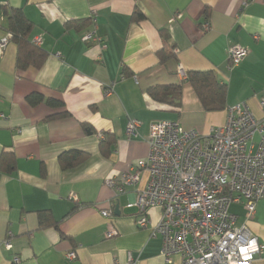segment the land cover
Segmentation results:
<instances>
[{
    "label": "crops",
    "instance_id": "0c3cea01",
    "mask_svg": "<svg viewBox=\"0 0 264 264\" xmlns=\"http://www.w3.org/2000/svg\"><path fill=\"white\" fill-rule=\"evenodd\" d=\"M5 5L22 8L34 24L30 40L39 39L35 44L48 52L41 68L17 67ZM135 9L143 12V20L133 19ZM92 12L96 24L68 26L90 19ZM161 30L169 33V43ZM90 31L101 42L84 40ZM5 38L0 49V161L6 154L5 167L12 160L15 164L7 171L0 168V264H11L15 256L21 264H183L178 254L168 261L162 236L152 235L161 209H149L150 223L141 227L139 208L128 206L148 175L120 194L106 180L147 158L151 121L178 120L208 135L213 126L227 122L230 107L242 102L256 118H264V0H0V41ZM172 43L176 57L161 63L158 51ZM234 45L246 47L248 54L230 69ZM180 64L185 73L216 70L228 85V108L205 111L180 74ZM181 82L180 108L148 93L152 86ZM32 93L65 106H32L27 100ZM64 111L69 115L49 119ZM134 119L140 126L130 132L128 123ZM104 134L116 137L109 156L100 149ZM70 150L90 157L64 170L59 155ZM230 210L264 245V198L251 219L243 204H232ZM41 211L47 214L45 225ZM112 230L116 233L108 236ZM70 250L76 251L75 260L65 258ZM254 264H264V253Z\"/></svg>",
    "mask_w": 264,
    "mask_h": 264
},
{
    "label": "built area",
    "instance_id": "2783aa9c",
    "mask_svg": "<svg viewBox=\"0 0 264 264\" xmlns=\"http://www.w3.org/2000/svg\"><path fill=\"white\" fill-rule=\"evenodd\" d=\"M91 20L96 24V12ZM83 39L101 42L95 31L87 32ZM6 43V38L1 40L0 49ZM247 54L246 47L232 46L229 68L238 66ZM178 70L187 78L181 64ZM139 126V120H130L128 130L134 132ZM147 142V158L121 176L107 179L106 184L120 194L138 185L144 173L148 175L128 206L139 208L141 227L150 223L149 209H161L152 235L162 236L166 259L178 254L183 264H254L263 255L264 245L246 224H238V216L230 208L245 205L247 219H251L264 198V118H256L242 102L230 107L227 122L213 126L208 135L185 128L178 120H154L149 123ZM115 233L112 230L108 236ZM65 258L75 260L76 251L66 252ZM129 260L135 262L131 253ZM21 262L15 256L11 264Z\"/></svg>",
    "mask_w": 264,
    "mask_h": 264
},
{
    "label": "trees",
    "instance_id": "16d2710c",
    "mask_svg": "<svg viewBox=\"0 0 264 264\" xmlns=\"http://www.w3.org/2000/svg\"><path fill=\"white\" fill-rule=\"evenodd\" d=\"M3 11L6 17V29L9 32L10 39L17 45V67L20 70H25L30 66L41 68L45 63L48 52L41 47L37 46L30 40V33L34 24L27 18L22 8H13L11 6H3ZM145 18V15L139 9H135L133 19L140 21ZM91 22L90 19L75 20L68 22V26H75L80 29L83 25ZM161 36L165 42L169 43L170 35L166 30L160 31ZM176 46L172 43L167 48H162L158 51L157 56L161 63L176 57ZM126 73V71L124 72ZM186 81L191 85L196 95L198 96L203 109L207 112H220L228 108L227 94L228 85L223 81L218 72L214 69L209 70H190L186 73ZM148 93L155 101L169 105L174 108H180L183 105L184 82L179 84L170 85H156L148 88ZM28 103L36 106L40 103H46L53 108L64 107V103L54 98H46L45 96L32 93L27 97ZM69 113L67 111L52 115L49 119L58 117H66ZM104 139L100 143L101 152L105 156L111 153L112 145L116 141L114 134H104ZM10 156V155H9ZM13 158L14 156L11 155ZM8 155L4 154L0 161L1 170L7 171L12 169L14 160L11 166L5 167ZM90 157V154L81 150L65 151L59 155V163L64 170L75 168L81 163L85 162ZM46 212L41 211L40 219L41 224H47L43 215Z\"/></svg>",
    "mask_w": 264,
    "mask_h": 264
},
{
    "label": "water",
    "instance_id": "95a60500",
    "mask_svg": "<svg viewBox=\"0 0 264 264\" xmlns=\"http://www.w3.org/2000/svg\"><path fill=\"white\" fill-rule=\"evenodd\" d=\"M117 209H118V207H117Z\"/></svg>",
    "mask_w": 264,
    "mask_h": 264
}]
</instances>
